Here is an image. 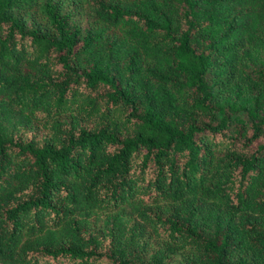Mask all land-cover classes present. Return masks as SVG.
Here are the masks:
<instances>
[{"label":"trees","instance_id":"obj_1","mask_svg":"<svg viewBox=\"0 0 264 264\" xmlns=\"http://www.w3.org/2000/svg\"><path fill=\"white\" fill-rule=\"evenodd\" d=\"M0 264H264V0H0Z\"/></svg>","mask_w":264,"mask_h":264}]
</instances>
